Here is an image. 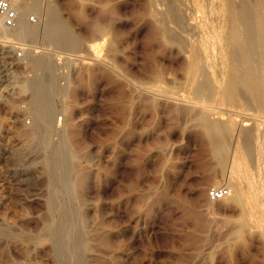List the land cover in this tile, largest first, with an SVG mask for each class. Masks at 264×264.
Masks as SVG:
<instances>
[{"label": "rangeland", "instance_id": "obj_1", "mask_svg": "<svg viewBox=\"0 0 264 264\" xmlns=\"http://www.w3.org/2000/svg\"><path fill=\"white\" fill-rule=\"evenodd\" d=\"M251 1L40 0L39 19L56 11L78 46L51 44L45 28L33 40H0V264H76L46 230L65 221L63 207L82 264H264V104L241 82L227 90L238 61L221 74L216 65L239 36L263 35L264 5ZM229 4L235 15L224 18ZM20 43L33 50L24 58ZM29 54L53 66L59 121L47 138L65 151L66 187L52 185L48 144L34 135ZM219 121L235 130L230 147L211 130ZM230 177L247 202L210 200L213 187L231 194Z\"/></svg>", "mask_w": 264, "mask_h": 264}, {"label": "bare ground", "instance_id": "obj_2", "mask_svg": "<svg viewBox=\"0 0 264 264\" xmlns=\"http://www.w3.org/2000/svg\"><path fill=\"white\" fill-rule=\"evenodd\" d=\"M14 4H16L18 7H20L21 9V17L19 19V21L17 22L16 26L15 27H12V28H9V27H4L1 34H0V40L1 41H6L9 42L10 40H26L28 41V39H36L38 38L40 32H41V29L42 28H45L44 32L46 31V35H47V38L49 40V42H52L51 44L53 43H57L62 45L64 48H75L76 46H78L77 44L80 42H77L78 40H76L70 33V30H69V27L67 25V23L59 16V14L54 11V10H50V13L48 15V18L46 19L45 22H43V19H39V21L37 23H31L29 21V13L32 9V11H36L38 13V9L41 5V2L40 0H12ZM44 1V0H43ZM254 1V3H253ZM251 1L253 4V7L255 6V0ZM258 4H260L261 6L264 5V0H258ZM22 3H26L27 6H22ZM47 4V3H46ZM206 5V4H204ZM203 5V6H204ZM207 5H209L207 3ZM211 5V4H210ZM251 5V4H250ZM46 7V6H45ZM238 7V6H237ZM252 7V6H251ZM252 7V8H253ZM54 8V7H53ZM256 8V6H255ZM258 8V6H257ZM213 9V8H211ZM263 9V7H262ZM44 10V9H43ZM48 10V9H47ZM252 10V9H251ZM49 11V10H48ZM255 11L257 13H259L256 9ZM41 12V11H40ZM250 12V11H249ZM255 12V14H257ZM43 13V12H42ZM225 14L224 18H227V17H232L235 15V11H234V8H233V5L229 4L227 6H225V8L223 9V12ZM238 13V12H237ZM246 13V12H245ZM254 13V12H253ZM264 13L261 12L260 15H262V19L261 21H263V24H264ZM249 14V13H248ZM254 14V15H255ZM40 15V14H39ZM45 15V13H44ZM258 15V14H257ZM223 17V16H222ZM239 17V16H238ZM257 17V16H255ZM41 18V17H40ZM243 20V19H242ZM209 21V20H208ZM231 22V21H230ZM241 22V21H240ZM250 22V21H249ZM260 22V21H259ZM45 26H42L44 25ZM239 23L236 24V27H239L238 26ZM241 24L245 25L246 29L248 27L247 24H245L243 21L241 22ZM249 24V23H248ZM242 25V26H243ZM251 25V23H250ZM0 26H1V20H0ZM254 26V25H253ZM260 26V25H258ZM249 28V27H248ZM257 28V27H256ZM242 29V28H241ZM244 29V27H243ZM249 29H252L251 27ZM262 29L263 31V35L261 36V41H260V44H259V41H258V37L259 35L257 34V30H252L251 33H248V37H244V36H239V41H238V45L236 46V48H234V50L232 51V55H230V49H228V52L227 53H224L221 55L220 59L216 60V65L218 66L217 68L219 69V73H223L225 72V69H226V65L229 64L230 66V69H232V64L234 61H238L240 63V68L238 69V67H235L237 68L238 71H233V69L231 71H227L229 73V79L227 80V90H230L231 88H233L234 84L236 82H241L242 84H244V88H247L250 92H252V94H256L257 97L255 99V101H258L259 103L262 102L264 104V80L263 77L261 80H258V82H262L263 81V86H260L256 83L257 82V78L259 79V77L262 76V74L264 73V27L260 28ZM43 31V30H42ZM235 31V30H234ZM240 28L237 29L236 33L237 32H240ZM254 31V32H253ZM244 32V30H243ZM242 32V33H243ZM233 33V32H232ZM231 33V34H232ZM259 33V31H258ZM234 34V33H233ZM45 35V34H44ZM45 35V36H46ZM240 35V34H239ZM237 37V35H236ZM46 38V39H47ZM30 40V41H32ZM201 41V40H200ZM203 42L201 41V43H199V45H201ZM236 43V42H235ZM22 44L21 46H25L26 44H23V43H20ZM260 46V47H259ZM25 50H24V53H25V57H26V53H31L30 51H33L29 48V46H26L24 47ZM213 48V47H212ZM78 49V48H77ZM213 50V49H212ZM199 53V52H198ZM197 53V55H198ZM203 53V52H201ZM214 53V52H213ZM34 54V53H33ZM202 56L205 57V54ZM27 57H30L28 58L31 65L33 66V69H34V74L33 76L28 80V84H29V88L31 89V94H32V101H31V104L29 106V112H31L35 118V125H33V127L35 126V134L36 135V138L38 139V142L40 144H48V147H49V153L47 154V157H48V162H49V168L50 169V172L52 173V185L53 186H65L67 185L66 181L67 179H65L66 175H64L66 172L63 171L62 169L64 165H67V167L69 168L68 164H66V162H68V160L65 162L64 164V155L65 153H63L64 150L61 149V147L59 146V144H53V143H49V139L47 138L48 137V132H53L55 131L54 128L56 127V121L59 119H57V111L55 109H57V107L55 108L54 107V104H53V99H54V89L55 85H57V82L54 81V77L52 78L51 76L49 75H52V72L51 74H48L50 73L48 70L50 69L49 68V63L47 61V59H45V57H42V56H35V55H32L29 56L27 55ZM202 57V58H204ZM27 59V58H26ZM199 60V59H198ZM201 60V59H200ZM235 62V63H236ZM215 65V64H214ZM235 65V64H234ZM237 65V63H236ZM235 65V66H236ZM51 67L52 64H51ZM49 68V69H48ZM48 69V70H47ZM210 69V67L208 68ZM52 70V68H51ZM204 70V69H202ZM202 70H199L201 73ZM207 71H211V70H207ZM214 71V69H213ZM258 74H257V72ZM198 73V72H197ZM203 73H206V71H202V74ZM211 73V72H210ZM209 73V74H210ZM217 73V72H216ZM201 74V76H203ZM207 74V73H206ZM213 74V73H212ZM210 74V76L212 75ZM198 75L196 74L195 72V76ZM194 76V77H195ZM200 76V75H198ZM205 76V75H204ZM213 76V75H212ZM56 79V78H55ZM206 80V79H205ZM259 82V83H260ZM56 83V84H55ZM211 83V82H210ZM27 84V86H28ZM239 84V83H238ZM261 84V83H260ZM208 86V85H207ZM196 87V86H194ZM193 87V88H194ZM199 89H200V93H203L204 91H207L205 89L204 86L200 85L199 84ZM212 88V87H211ZM239 89V88H238ZM241 90V89H240ZM246 90V89H245ZM214 92H216L214 90ZM231 92V90H230ZM242 92V91H241ZM211 93V92H210ZM243 93V92H242ZM245 93V92H244ZM210 95H208L209 97ZM248 96V95H247ZM203 97V96H202ZM244 97V96H243ZM249 98V97H248ZM206 99V98H205ZM252 100H250L251 102ZM253 102V101H252ZM257 103V102H255ZM257 103V104H259ZM260 105L261 107L263 106ZM259 106V105H257ZM264 107V106H263ZM202 115V114H201ZM204 117V116H203ZM202 117V118H203ZM205 118V117H204ZM208 119V118H206ZM205 119V120H206ZM204 120V119H203ZM221 120V119H220ZM221 121H219V123H216V124H212L210 125L211 126V130L213 131V133H215L216 135V132H221L222 136H226L224 138H226V142L228 141V138L229 136L228 133L230 131V127L225 125L224 123H220ZM228 122V120L226 121V123ZM207 123V122H206ZM215 123V122H214ZM230 123V122H229ZM228 124V123H227ZM231 124V123H230ZM229 124V125H230ZM234 125V124H233ZM232 127V126H231ZM235 127V126H234ZM254 127V126H252ZM233 129V128H232ZM248 130V129H247ZM26 131V130H25ZM56 131H57V128H56ZM232 131V130H231ZM230 131V133H231ZM235 131V130H233ZM232 131V133H233ZM254 130H252L253 132ZM31 132V131H30ZM62 132V131H61ZM251 132V131H250ZM250 132L248 134H250ZM231 133V135H232ZM235 133V132H234ZM234 133H233V136H234ZM32 134V133H31ZM52 134V133H51ZM54 134V133H53ZM214 135V134H213ZM214 135V136H215ZM213 136V137H214ZM218 136V135H217ZM216 136V137H217ZM255 136V135H253ZM27 137V136H26ZM35 137V136H33ZM51 137V136H50ZM59 137V136H58ZM251 137V136H250ZM212 138V137H210ZM221 138V137H220ZM222 137V139H224ZM216 139V138H215ZM221 139V140H222ZM32 140V139H31ZM218 140V139H217ZM220 140V139H219ZM220 140V142H221ZM249 140V139H248ZM253 140V139H252ZM225 141V139L223 140ZM232 141V139L230 140ZM62 142V141H61ZM217 142V141H216ZM214 142V143H216ZM252 142V141H251ZM57 143V142H56ZM224 144V142H221ZM229 143V141H228ZM232 143V142H231ZM222 144V145H223ZM227 143H225L226 145ZM249 144H252V143H249ZM254 144V142H253ZM26 145V144H25ZM228 145V144H227ZM41 146V145H40ZM39 147V149H41ZM42 146V147H43ZM230 143H229V147H230ZM32 147V146H31ZM225 147V146H224ZM228 147V146H226ZM44 148V147H43ZM46 148V147H45ZM252 148V146H251ZM228 149V148H227ZM247 148H245L244 146L241 148V151L244 152ZM257 149V148H256ZM46 150V149H45ZM229 150V149H228ZM41 151V150H40ZM39 151V152H40ZM43 151V150H42ZM227 151V150H226ZM65 152V151H64ZM249 152V151H248ZM238 154L241 152H237ZM15 154V153H14ZM43 154V153H42ZM66 154H67V151H66ZM249 154V153H248ZM26 155V154H25ZM245 155V153L243 154ZM243 155H238L237 157H233L234 159V162L236 161H241V157H243ZM66 157V156H65ZM68 157V156H67ZM221 157V156H220ZM219 157V158H220ZM18 158V157H17ZM16 158V159H17ZM20 158V157H19ZM8 159V158H7ZM224 161L227 160V157H223ZM22 160V159H21ZM245 161V159L243 160ZM18 162V161H17ZM242 163V161H241ZM240 163V164H241ZM70 164V163H69ZM237 164V163H236ZM239 164V163H238ZM239 164V165H240ZM244 164V162L242 163ZM238 165V166H239ZM66 167V166H65ZM243 167V166H242ZM245 167V166H244ZM243 167V168H244ZM67 168V169H68ZM238 168V167H237ZM236 168V169H237ZM240 169H242L240 167ZM66 170V168H65ZM231 170V169H230ZM233 171V170H231ZM235 171V169H234ZM238 173H241V170L239 171L237 169ZM244 171H245V168H244ZM62 172H64V174H62ZM236 172V171H235ZM246 172V171H245ZM231 173V172H230ZM237 174V173H236ZM244 174V173H242ZM247 175V173H245ZM244 174V176H245ZM240 174H238L237 176H239ZM243 176V177H244ZM241 177V176H240ZM242 177V178H243ZM68 178V177H67ZM70 179V178H69ZM237 179V178H236ZM230 179L228 180V183H227V186L230 188L231 191V194L229 193V195L227 197H230V199L232 198L233 200H235L236 202H243V200L245 201L248 196L246 195V197H243L242 194H239V188H238V184L236 185L235 182H231ZM238 180V179H237ZM236 180V181H237ZM245 180V178H244ZM239 182V181H238ZM245 182V181H244ZM241 184H239L240 186ZM243 185V183H242ZM245 185V184H244ZM66 187V186H65ZM68 187V186H67ZM72 187V186H71ZM245 187V186H244ZM68 191V190H67ZM242 191V190H241ZM55 192V191H54ZM57 192V191H56ZM72 192H73V189H72ZM244 192V190H243ZM61 193V192H60ZM73 194V193H72ZM253 195V194H252ZM61 197V196H60ZM225 197V198H227ZM56 194H55V197L51 199L50 201V210L51 211H54L56 210L57 208V203H56ZM59 198V197H58ZM62 198V197H61ZM244 198V199H243ZM260 197H256L255 196H251L249 198V200L253 201L255 199H258L259 200ZM64 201V200H63ZM261 200H259L260 202ZM247 202V201H245ZM263 203V202H262ZM67 204V203H66ZM69 206V205H67ZM65 206V207H67ZM72 207V206H71ZM70 207V208H71ZM69 208V207H68ZM261 208L264 209L263 206H261ZM72 209V208H71ZM71 211V210H70ZM67 208H62V215L64 216L65 215V221H63L62 223L60 224H53L48 222V225L47 226V233L50 235V237L52 238L53 240V243H54V247L53 250L55 249V251L57 252L58 255H66L67 258H70V259H74L76 261V264H82V262L80 261V256L83 255L79 249H81V244H82V241L80 239V236L76 235L75 231L73 232V226L76 225L75 224V217H73V214L70 212ZM75 213V212H74ZM77 213V212H76ZM77 215V214H76ZM260 217L264 216V210L260 211L259 213ZM75 216V215H74ZM49 217V216H48ZM258 218V217H257ZM4 219V218H3ZM49 219V218H48ZM77 219V218H76ZM55 220V219H54ZM74 220V221H73ZM261 220V218H260ZM45 221L47 222V219H45ZM6 226V225H5ZM8 227V226H7ZM11 228V227H10ZM10 231V229H8ZM7 230V231H8ZM75 230V229H74ZM12 231V230H11ZM6 233V228L5 227H0V235H3ZM7 234V233H6ZM51 241V239H50ZM83 245V244H82ZM87 246V245H86ZM87 255V254H86ZM59 256V258H60ZM58 257V256H57ZM65 258V257H64ZM85 262V261H84Z\"/></svg>", "mask_w": 264, "mask_h": 264}, {"label": "built area", "instance_id": "obj_3", "mask_svg": "<svg viewBox=\"0 0 264 264\" xmlns=\"http://www.w3.org/2000/svg\"><path fill=\"white\" fill-rule=\"evenodd\" d=\"M29 21L31 23H37L39 21V15L37 12H30L29 13ZM21 17V9L16 4L13 3L12 0H0V34L4 27H15L17 22ZM7 42V41H5ZM9 43V42H7ZM26 46V45H25ZM25 46L19 45L17 47V57L24 58L25 57ZM229 189L223 186L220 187H213L209 191V199L212 201H219L224 199L229 195Z\"/></svg>", "mask_w": 264, "mask_h": 264}]
</instances>
